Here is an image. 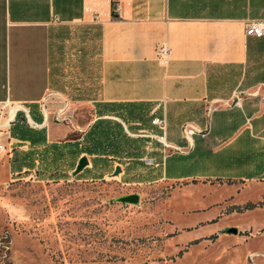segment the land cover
I'll return each mask as SVG.
<instances>
[{"label":"crops","instance_id":"0c3cea01","mask_svg":"<svg viewBox=\"0 0 264 264\" xmlns=\"http://www.w3.org/2000/svg\"><path fill=\"white\" fill-rule=\"evenodd\" d=\"M252 21L264 22V0H0V115L7 109L8 126L0 137L10 168L77 162L87 156L89 127L108 122L135 155L107 163L264 188V35H245ZM93 42L97 84L85 91ZM160 44L170 52L166 66L155 59ZM50 96L89 121L56 127L49 119L61 109Z\"/></svg>","mask_w":264,"mask_h":264},{"label":"rangeland","instance_id":"374dc122","mask_svg":"<svg viewBox=\"0 0 264 264\" xmlns=\"http://www.w3.org/2000/svg\"><path fill=\"white\" fill-rule=\"evenodd\" d=\"M91 46L85 91L97 84L96 42ZM49 98L61 109L49 119L56 127L89 121ZM6 115L7 109L1 134ZM5 155L0 152V264H264V188L177 180L158 166L113 160L93 169L88 156L74 176L76 161L66 157L15 174ZM129 194L138 196L136 205L114 201Z\"/></svg>","mask_w":264,"mask_h":264},{"label":"trees","instance_id":"16d2710c","mask_svg":"<svg viewBox=\"0 0 264 264\" xmlns=\"http://www.w3.org/2000/svg\"><path fill=\"white\" fill-rule=\"evenodd\" d=\"M83 137L86 145L81 148V152L90 157L93 169L101 166L102 162L104 165L106 156L135 155L131 152V148L129 149L131 143L122 133L119 125L94 122ZM138 165L143 166L142 164Z\"/></svg>","mask_w":264,"mask_h":264},{"label":"built area","instance_id":"2783aa9c","mask_svg":"<svg viewBox=\"0 0 264 264\" xmlns=\"http://www.w3.org/2000/svg\"><path fill=\"white\" fill-rule=\"evenodd\" d=\"M245 35L253 36L256 38L262 37L264 35V22L260 21H252L246 24L245 27ZM170 57L169 49L165 44H160L157 46L155 51V59L156 62L160 66H166ZM151 124L155 125L161 132L163 131L164 123L162 120L159 119H152ZM188 134L190 133L189 130L186 131ZM158 140H162V135L158 137ZM4 151V145L0 137V152Z\"/></svg>","mask_w":264,"mask_h":264},{"label":"water","instance_id":"95a60500","mask_svg":"<svg viewBox=\"0 0 264 264\" xmlns=\"http://www.w3.org/2000/svg\"><path fill=\"white\" fill-rule=\"evenodd\" d=\"M87 164L88 163L86 158L80 157L77 160L76 165L71 172V176L78 174L82 169L87 167ZM118 173H119V168L116 166L113 168L111 175L116 176ZM114 201L120 203L121 205H125V204L136 205L138 203V196L135 194L124 195L116 198ZM225 233L234 235L236 231L235 229H229Z\"/></svg>","mask_w":264,"mask_h":264}]
</instances>
